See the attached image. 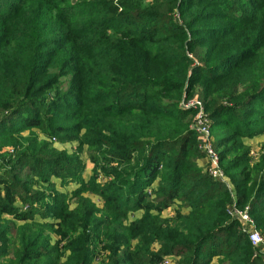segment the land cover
<instances>
[{"label": "rangeland", "instance_id": "374dc122", "mask_svg": "<svg viewBox=\"0 0 264 264\" xmlns=\"http://www.w3.org/2000/svg\"><path fill=\"white\" fill-rule=\"evenodd\" d=\"M110 1L117 13H138L130 18L138 21L137 27L132 26L138 37H166V45L173 49L178 47L176 41L200 42L190 51L183 48L182 54L189 59L187 79L194 83L188 92L185 84L177 107L189 100L202 101L212 143L225 170V181L215 184L218 186H214L213 193L227 189L235 197L236 210L247 213V202L260 185L264 187V0H175L182 5L180 10L175 2L169 3L168 10L167 0ZM55 3L77 15L73 19L63 11L59 13L58 22L67 26L56 28V9L52 5ZM92 3L93 0H0V47L12 51L9 54L17 51L14 31L26 19L35 17V30L30 33L37 51L36 69L44 71L42 76L35 74L36 78H32L34 94H29L31 102L26 103V110L0 112V179L5 182L0 183V209H7L5 213L0 211V264H65L69 249L82 243L89 264H127L129 259L141 264H176L179 251L185 255L192 252L179 247L170 251L161 240H156V235L161 234L171 238L173 234L169 235L166 229H173L180 218L187 217L193 203L187 202L185 187L175 190L173 200L168 197V185L161 176L167 172L165 160L157 166L159 176L143 189V206L136 209L122 205L114 183L125 177L134 161L140 159L141 151L146 152V144L142 148L140 144H130L131 135L114 137L110 132L122 134L115 125L110 127L116 120L92 114L89 95L70 85L68 73L61 74L68 65L59 73L58 67H52L56 56L53 52L60 49L53 44L55 41L67 42L68 46L75 41L74 53L86 56L107 49L105 36L98 32H109L114 26L86 25L84 19L92 17L89 12L94 11ZM208 12L211 18L205 14ZM139 27L149 30L141 34ZM94 28L98 30L93 31ZM150 28L162 33L153 36ZM71 53L66 51L64 58ZM218 55H229V63L213 69ZM44 77L50 84L41 89ZM186 121L190 128L192 113ZM88 125L97 128L88 131ZM144 133H138V138H144L141 142H152ZM119 138H125V142H119ZM194 141L193 132L176 167L183 171L184 163L193 162L207 177L206 165L198 164L199 160L203 163L204 157ZM172 149L175 152L177 147ZM47 167L64 176L48 174L44 170ZM242 183L247 188L246 199L237 206L241 192L238 185ZM200 188L204 190V186ZM9 196L13 199L7 206ZM231 207L232 199L226 211L234 224L225 232L227 239L222 251H228L239 236L248 241V227L230 213ZM261 237L264 245V236ZM262 246L253 247L252 254L264 264ZM32 251L40 253L38 260L29 259ZM200 264L228 262L216 254Z\"/></svg>", "mask_w": 264, "mask_h": 264}, {"label": "trees", "instance_id": "16d2710c", "mask_svg": "<svg viewBox=\"0 0 264 264\" xmlns=\"http://www.w3.org/2000/svg\"><path fill=\"white\" fill-rule=\"evenodd\" d=\"M59 1L64 2L65 0ZM171 2H175V7L180 10L182 5L177 4V1L167 0L168 10L171 8ZM92 4L94 11L89 12L92 17L84 19L86 25L94 27L113 24L111 26H114L109 32L106 30L98 32L105 36L104 44L107 49L103 53L97 55L90 53L86 56L74 53L75 41L70 42L69 46L67 42L55 41L53 44L59 46L60 49L53 52V56H56L52 59V67H58L57 72L59 73L66 64L68 65L66 71L64 69L61 74L68 73L70 85L77 91L89 95L88 99L90 98L94 108L92 114L97 117L110 116L116 120L115 123H110V127L115 125L122 134L110 132L114 137L124 136L127 138L131 135L133 137L128 139L130 144H140L141 148L143 144H146V152L141 151L140 159L134 161L132 167L125 173V177L114 183V186L118 187L121 204L132 205L136 209L143 206V189L159 176L157 166L164 159L163 165L167 168V172L161 176L165 177L163 182L168 185L170 200L175 198L177 188L185 187L187 202L193 201L189 215L180 218L173 229H166L169 235L170 232L173 234L171 238L165 234L156 235V240H161L165 246L170 248V251L177 247L188 252L192 250L187 255L179 251L180 260L176 264H200L204 262V258H212L216 254L227 260L228 264H262L260 258L253 256L254 249L250 242H244L241 236L236 239L228 251H222L227 239L225 232L234 224L226 211V206L231 199L227 189L213 193L214 188L218 186L215 184L219 181L211 179L207 173L206 177L199 167L194 166L193 162L191 164L184 163L186 167L183 171L176 167L183 159V153L193 136V131L189 128V121H186V117L192 112L177 107L185 84L186 92H188L194 83L187 79L189 59L182 53H184L183 48L190 51L200 42L198 39H193L195 41L186 39L184 43L176 41L174 44L178 47L173 49L166 45V37L162 39H152L147 35L138 37L132 30V26L137 27L136 22L138 21L130 19L132 14H138L134 10L117 13L116 6L110 0H93ZM52 5L56 9V28L67 26L65 22H58L61 11L73 19L77 16L67 12L65 7H61L58 3ZM126 8L131 9L130 7ZM109 9L114 11H106ZM205 14L210 16L209 12ZM34 20H36L35 17L30 20L26 19L24 25L14 31L12 37L15 44H18L17 51L9 54L12 51L8 52L6 47H0V112L26 110V103L31 102V98L28 96L30 93L34 94L31 91L32 78H36L35 74L42 76L44 73L43 69L40 72L36 69L37 51L34 35L30 33L35 30L33 28ZM128 20L130 23H127ZM83 22L81 21V23ZM95 30L98 29L94 28L93 31ZM137 30L142 34L145 30H149V27H139ZM156 32L155 28H150L149 33L153 36L162 33L161 31ZM30 45L31 47H28ZM97 46L101 47V45ZM68 50L73 53L64 58L63 55ZM228 57L230 56L219 57V61L211 68L225 67L229 63ZM49 84V81L44 77L40 88L45 89ZM255 96L257 94L252 95V97ZM93 127L86 126L88 131ZM141 131H146L143 136L152 139V142H141L144 140V138H138V133ZM125 138H119V142L124 143ZM166 145L169 148H166ZM162 146L165 147L164 150H160ZM172 147H177L175 152ZM44 170L58 178L64 176L52 168L47 167ZM223 171L225 173L224 169ZM183 178H197L201 181L184 183ZM0 183L4 184L5 182L0 179ZM199 186H204V190ZM238 188L241 192L238 198L236 197L237 206L245 202L247 191L244 183L239 184ZM5 193L7 196L9 195L6 186ZM12 199L9 196L5 204L10 205ZM0 211L5 213L7 209L2 207ZM247 214L250 215L256 228L264 236V187L262 185L258 187V191L255 192L252 199L247 202ZM145 249H148V246ZM39 257L40 253L32 251L29 259L38 260ZM88 259L89 255L83 249L82 243L69 249L65 264H89ZM126 263L141 264L139 261L131 259Z\"/></svg>", "mask_w": 264, "mask_h": 264}, {"label": "built area", "instance_id": "2783aa9c", "mask_svg": "<svg viewBox=\"0 0 264 264\" xmlns=\"http://www.w3.org/2000/svg\"><path fill=\"white\" fill-rule=\"evenodd\" d=\"M180 106V108L188 109L192 112L190 128L194 132L198 150L206 159V173L211 179L224 182L225 173L220 166L219 153L216 151L212 143L213 141L209 127V118L205 114L202 101L197 99L189 100L181 103ZM230 196L232 199L230 213L235 216L243 225L248 227L247 237L248 241L253 245V247H261L263 245V239L258 233L254 221L249 217L246 211L241 213L236 210L235 197L231 192ZM261 251L264 254V245L262 246Z\"/></svg>", "mask_w": 264, "mask_h": 264}, {"label": "crops", "instance_id": "0c3cea01", "mask_svg": "<svg viewBox=\"0 0 264 264\" xmlns=\"http://www.w3.org/2000/svg\"><path fill=\"white\" fill-rule=\"evenodd\" d=\"M198 164H199V165H201V166H202V164H203V165H206V159H205V158H203V163H202V161H201V160H199V161H198Z\"/></svg>", "mask_w": 264, "mask_h": 264}]
</instances>
